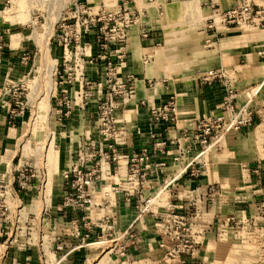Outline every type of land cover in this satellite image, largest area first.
Segmentation results:
<instances>
[{
    "label": "crops",
    "instance_id": "0c3cea01",
    "mask_svg": "<svg viewBox=\"0 0 264 264\" xmlns=\"http://www.w3.org/2000/svg\"><path fill=\"white\" fill-rule=\"evenodd\" d=\"M20 1L30 0H0V18L16 17L11 4ZM49 1L53 0H43V12L52 8ZM71 1L113 11L125 0ZM238 1L127 0L145 17L129 29L124 46L111 44L103 54L93 45L98 62H86L83 69V81H100L104 61H116L120 50L126 54L118 77L130 74L134 85L130 98L117 101L116 161L104 156L106 146L95 128L98 98L81 101L82 81L76 68L77 77L66 86L70 116L54 129L56 160L51 163L46 156L40 166L31 153L18 157L16 148L29 128L28 113L12 125L9 98L3 91L6 82H25L30 75L28 62L12 53L14 26L0 21V33L10 36L0 66V182L5 185L0 205L7 207L0 236L3 264L161 263V216L169 207H175L174 213L191 227L195 249L184 258L187 264H264V27H224L218 22L215 28L208 27L214 11H225ZM249 1L264 7V0ZM54 10L59 13L60 7ZM259 21L264 23V13ZM141 24L148 30L145 39L140 36ZM27 44L22 40L17 48ZM91 48L85 50V60ZM210 70L223 77L205 81ZM169 97L174 98V120L152 122L150 110L162 107ZM245 105L253 113L250 127L224 129L220 139L205 149L194 141L197 121L222 118L228 123L229 107ZM155 143L163 146L154 150L149 164L140 165L139 174L145 176L130 179L129 158L142 148L152 150ZM25 165L34 168L33 175L20 189L17 172ZM74 166L98 168L91 203L82 215L60 207L62 175ZM189 166L200 167L199 173L191 176ZM152 197V213L137 219V206ZM130 230L134 240L123 236ZM122 243L125 259L117 248ZM165 263L179 264V259Z\"/></svg>",
    "mask_w": 264,
    "mask_h": 264
},
{
    "label": "built area",
    "instance_id": "2783aa9c",
    "mask_svg": "<svg viewBox=\"0 0 264 264\" xmlns=\"http://www.w3.org/2000/svg\"><path fill=\"white\" fill-rule=\"evenodd\" d=\"M70 14L65 17L60 16L56 22L57 28V44L63 49L65 53L73 54L75 50H86L95 45L100 52L107 53L111 44L122 47L127 40L129 29L138 23L140 19L145 17V13L133 10L128 6L127 0L123 1L115 10L108 11L104 7L90 6L80 1H71L69 4ZM72 10V12H71ZM264 13V7L258 8L253 2L240 0L231 8L225 11H214L213 18L208 23L209 28H215V23L223 25L224 27H247V28H263L264 23L259 21V15ZM140 36L142 39L147 38L148 30L146 27L140 25ZM4 55V41L0 37V66L3 62ZM105 57L104 55L102 56ZM84 60V63L82 62ZM23 60L27 61L25 57ZM98 61V59H87L75 57L73 64L70 59L63 58V74L58 73V85L60 88L68 84L77 77L73 75V69L79 71L78 77L82 81V91L84 97H98L96 90L100 97L97 99L95 128L99 138L106 146L104 156L107 160H117V150L115 143L118 139V129L115 124L114 107L115 100L118 97L130 98L133 94V79L132 75L127 74L124 78L118 77V70L126 63V54L124 51H119L116 61L107 59L104 61V73L102 79L97 82L83 81L84 64L87 62ZM70 72V73H67ZM223 74L220 71L210 70L205 73L203 79L211 81L213 79H220ZM94 84L95 89H93ZM18 87L14 84L6 82L3 95L9 98V117L10 123L13 125L16 119L24 113L23 103L19 100L17 95ZM60 90V89H59ZM62 90L60 95L65 94L64 97L57 99L56 113L60 116L59 120L62 122L67 119L71 113V100L68 99L67 93ZM231 100L228 98V103ZM231 118L228 123H225L222 118L217 119H203L196 122L194 127V141L198 142L200 146L205 149L211 144L216 143L221 136V132L229 129L239 131L242 128L250 127L252 125V115L250 112L244 114V109L233 110L229 107ZM174 98L169 97L164 105L160 108H153L150 110V119L152 122L159 120L173 121L174 120ZM243 115V116H242ZM242 118L239 120V118ZM246 117V118H245ZM245 118V119H244ZM152 138H154L152 136ZM163 144L155 143L152 150L142 148L137 154L129 158V177L136 178L138 175L144 177L145 174H139V168L142 164H149L154 150L162 147ZM200 167L187 168V173L191 176H196L199 173ZM98 168L94 167L90 170H85L80 166H74L62 175V191L60 197V207L65 212L79 213L82 215L91 203L92 186L97 179ZM32 175H28L26 169L19 168L17 172V185L20 189L27 187L28 179ZM213 191V189H211ZM114 193L116 188H112ZM5 193V185L0 182V196ZM155 198H148L143 203L137 206V219L145 214H150ZM175 207H169L166 215H162L163 220L162 231L163 235L159 243L160 249L164 250L162 262L164 264L168 260L179 259V264H187L185 257H189L195 249V242L191 235L190 224L182 216L174 213ZM7 216V207L1 202L0 205V236L3 235V222ZM76 223V222H74ZM77 227V225H76ZM75 231H77L75 229ZM123 236L130 240H134L136 235L130 230L123 234ZM114 247H112L113 249ZM121 258L127 257L125 244L117 246ZM4 255L0 252V263L3 262ZM166 264V263H165ZM200 264V263H193Z\"/></svg>",
    "mask_w": 264,
    "mask_h": 264
},
{
    "label": "rangeland",
    "instance_id": "374dc122",
    "mask_svg": "<svg viewBox=\"0 0 264 264\" xmlns=\"http://www.w3.org/2000/svg\"><path fill=\"white\" fill-rule=\"evenodd\" d=\"M47 3L52 4V6L50 7L54 9L56 7H60V12L56 13L55 10L52 8L50 10H47V13L43 12L42 8H44L46 5L45 3H43V0H30L29 2L26 1L24 3L20 1L18 4L15 5H13V3L11 4V6H15L14 9H12L15 10L12 14H14L16 17L13 16L12 18H0V21L4 24L11 23L10 25L14 26L15 38L11 41L13 45H15V48L13 49L12 53L17 59L22 60L25 57L28 59L26 69L29 71L30 75L28 81H26V79L25 82H16L14 84L15 87L19 88V90L17 91V95L20 97L19 100L23 103V114L25 115V113H28L27 122H29V128H26L27 133L24 134L23 143L17 146L16 153L18 154V157L20 156V154L26 155L27 153H31V155L37 156L38 161L40 162V166L43 165L46 156H48L51 163H54V161L56 160L54 151H56L58 148L54 147V129L56 124L62 123L59 120L60 116L56 113V109L58 107L57 99H59L60 96H65V94L63 93L60 95V93L62 90L66 91V86L70 85H66L64 89L60 88L58 85V73L61 75L63 74V66L62 64L60 65V61H62L63 58L74 59L75 54L78 58L86 56L85 50L81 49L75 50L73 54L65 53L56 42V22L58 21L60 16L64 17L63 14L66 13L65 17L70 14H68V11H70L69 0H53ZM29 4L30 6L27 11L26 6ZM24 7L25 13L23 12ZM258 29L263 30V28L260 27ZM11 36H13V34ZM0 37L3 39L5 45L9 44L10 36L8 34L4 35L0 33ZM22 40L28 43L27 47H25L24 49L17 48L18 42ZM92 52H94L93 46L91 48V53L87 56L86 59H97V56L94 57V54ZM7 53L9 54V51ZM4 54L6 55V51ZM95 62L96 60L89 63L93 64ZM103 73L104 68L102 67V75ZM15 74H18L17 70L15 71ZM91 86H93V89H95L94 84H92ZM83 91H81L80 96L82 102H86L88 101V99L96 98L84 97ZM95 93L96 96H98L97 98H99L100 94H98L97 90ZM68 99H70L69 96ZM119 100H125V98L118 97L115 100L113 117L115 118L116 127L118 121V119H116V111L119 108L117 101ZM236 109L237 108L234 106V110ZM242 109H244L245 115L247 114V112H250L251 115H253L251 109L247 105L242 106L237 110L239 111ZM22 116L23 115H21L20 117ZM241 119L242 118L240 117L239 120ZM30 127L33 128L32 131H30ZM18 157H16V159ZM21 169H26L28 175H33L34 168L25 165L22 166ZM36 169L41 168L36 167ZM261 210H263V207L261 208ZM12 231L19 233L21 232V229L17 231H15L14 229H9L7 232ZM11 240H13V236L11 237L9 242ZM19 241H21V238H18L15 244H21L19 243ZM8 244L9 243H7V245ZM0 264H3V262H1Z\"/></svg>",
    "mask_w": 264,
    "mask_h": 264
},
{
    "label": "trees",
    "instance_id": "16d2710c",
    "mask_svg": "<svg viewBox=\"0 0 264 264\" xmlns=\"http://www.w3.org/2000/svg\"><path fill=\"white\" fill-rule=\"evenodd\" d=\"M17 122V121H16Z\"/></svg>",
    "mask_w": 264,
    "mask_h": 264
}]
</instances>
